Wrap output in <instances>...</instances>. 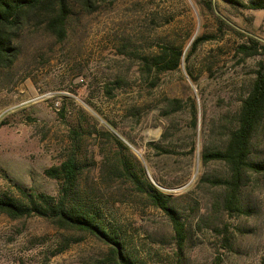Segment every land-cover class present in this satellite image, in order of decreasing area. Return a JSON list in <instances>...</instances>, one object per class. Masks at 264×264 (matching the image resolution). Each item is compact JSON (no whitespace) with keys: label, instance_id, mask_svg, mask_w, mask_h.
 Returning a JSON list of instances; mask_svg holds the SVG:
<instances>
[{"label":"rangeland","instance_id":"obj_1","mask_svg":"<svg viewBox=\"0 0 264 264\" xmlns=\"http://www.w3.org/2000/svg\"><path fill=\"white\" fill-rule=\"evenodd\" d=\"M70 7L63 42L26 27L16 61L0 69V196L19 197L17 186L57 195L59 181L45 169L73 151L82 195L131 264H264V170L246 172L242 211L230 212L218 182L229 177L227 165L202 159L223 148L264 60L262 50L240 48L253 45L247 34L264 42V9L225 0L211 8L206 0ZM169 48L183 56L161 70L153 57ZM250 158L264 162V117ZM150 187L171 196L185 223L180 252L170 219L146 196ZM107 252L90 234L43 217L0 214V264H111Z\"/></svg>","mask_w":264,"mask_h":264},{"label":"trees","instance_id":"obj_2","mask_svg":"<svg viewBox=\"0 0 264 264\" xmlns=\"http://www.w3.org/2000/svg\"><path fill=\"white\" fill-rule=\"evenodd\" d=\"M74 1L83 4L86 10H94L98 2L104 0ZM212 1L206 0L208 8H211ZM225 1L251 9H264V0H248V3H241L239 0ZM70 12V0H0V69L11 67L17 59L19 51L15 39L19 30L40 26L57 42H63L67 37V20ZM219 20L225 22L223 18ZM247 37L253 45L247 47L241 44L240 48L244 52L252 54L262 50L264 53V42L250 34H247ZM202 39L203 37L194 39L191 49H194ZM182 56V50L169 48L163 51L162 55L153 57V61L161 70L175 69ZM263 117L264 60L259 63L251 89L241 102L237 125L230 131L223 148L202 154L203 162L222 161L229 169V177L218 180V182L225 185L223 205L230 212L242 211L239 192L246 180V172L264 170V162L250 158L252 137ZM72 133L80 134L78 128L72 129ZM115 139L119 144L124 145L119 139ZM81 170L79 157L71 151L59 164L45 169L47 176L59 181L57 195L17 186L19 197L0 196V214H5L10 218L36 215L49 220L59 229L88 233L108 247L106 257L111 264H131L119 237L101 223L99 214L89 206L82 195L79 189ZM123 170L124 173L121 176L130 178L128 171ZM144 191L150 203L160 208L170 219L180 252L187 231L176 208L170 204L171 196L156 187H150Z\"/></svg>","mask_w":264,"mask_h":264},{"label":"water","instance_id":"obj_3","mask_svg":"<svg viewBox=\"0 0 264 264\" xmlns=\"http://www.w3.org/2000/svg\"><path fill=\"white\" fill-rule=\"evenodd\" d=\"M213 2H214V0H213ZM216 12H217V10H215ZM218 13V12H217ZM221 17H223L222 15H220ZM224 18V17H223ZM261 39V38H260ZM261 40H263V39H261Z\"/></svg>","mask_w":264,"mask_h":264}]
</instances>
